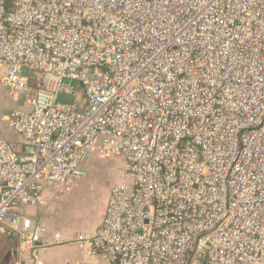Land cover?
Wrapping results in <instances>:
<instances>
[{
	"label": "built area",
	"instance_id": "obj_1",
	"mask_svg": "<svg viewBox=\"0 0 264 264\" xmlns=\"http://www.w3.org/2000/svg\"><path fill=\"white\" fill-rule=\"evenodd\" d=\"M0 75L33 93L5 119L22 148L0 139L14 264H44L42 245L62 242L27 209L114 154L131 182L81 250L264 264V0H0Z\"/></svg>",
	"mask_w": 264,
	"mask_h": 264
},
{
	"label": "rangeland",
	"instance_id": "obj_2",
	"mask_svg": "<svg viewBox=\"0 0 264 264\" xmlns=\"http://www.w3.org/2000/svg\"><path fill=\"white\" fill-rule=\"evenodd\" d=\"M78 90L81 91V86ZM32 95V92L11 94L4 86L3 75H0V139L12 141L6 135L9 126L5 119L12 110L22 108ZM81 98L83 103L84 98ZM59 101L72 103L74 99L60 96ZM86 171L84 178L51 189L47 194V205L35 212L36 219L48 228L50 236L55 233L58 236L64 228H70V232L77 236L91 233L100 221L111 190L131 182L125 160L118 154L91 157ZM16 260L17 241L9 234L7 226L0 224V264H14Z\"/></svg>",
	"mask_w": 264,
	"mask_h": 264
},
{
	"label": "crops",
	"instance_id": "obj_3",
	"mask_svg": "<svg viewBox=\"0 0 264 264\" xmlns=\"http://www.w3.org/2000/svg\"><path fill=\"white\" fill-rule=\"evenodd\" d=\"M23 95V94H22ZM27 99L25 100L24 106L26 107ZM9 128V131H6V135L10 138L13 143H15L20 149L22 148V140L18 135H16L12 130ZM48 201H49V197ZM108 198L106 199L104 209L101 213L100 221L92 232H95L96 229L101 224L105 209L107 205ZM43 207L38 208H28L27 212L34 218V220L38 221L35 217V212L42 209ZM39 222V221H38ZM91 232V233H92ZM56 234V233H55ZM51 235L48 231V235L45 237L46 241H52V237H56V235ZM59 239L62 240L61 243L52 244V245H42L41 248V257L44 261V264H111L107 259L100 255V254H93L89 250H81L75 243L74 240L77 238V235L70 232V228H64L58 233ZM18 258V257H17Z\"/></svg>",
	"mask_w": 264,
	"mask_h": 264
}]
</instances>
